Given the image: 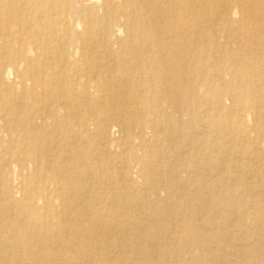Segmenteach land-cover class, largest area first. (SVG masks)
Here are the masks:
<instances>
[{
    "label": "rangeland",
    "instance_id": "374dc122",
    "mask_svg": "<svg viewBox=\"0 0 264 264\" xmlns=\"http://www.w3.org/2000/svg\"><path fill=\"white\" fill-rule=\"evenodd\" d=\"M94 1L0 0V264H264V0Z\"/></svg>",
    "mask_w": 264,
    "mask_h": 264
},
{
    "label": "bare ground",
    "instance_id": "6f19581e",
    "mask_svg": "<svg viewBox=\"0 0 264 264\" xmlns=\"http://www.w3.org/2000/svg\"><path fill=\"white\" fill-rule=\"evenodd\" d=\"M89 1H91L90 3H95V1L94 0H89ZM99 1V0H98ZM101 1V0H100ZM112 2H113V0H111ZM86 2H87V0H86ZM98 6V3H95V4H93V5H91V7H84V9L85 10H87V11H89L90 13H92V12H94L95 11V9H96V7ZM100 7L101 8H103L104 10H105V14H106V17H107V20H108V22H110V21H112V20H115V15H114V9H112V4L108 1V0H105L104 2H102L101 4H100ZM140 9H138V8H136V9H134V8H131V11H132V13L134 12V11H137V12H142L143 11V9L141 8V7H139ZM122 12L123 13H128V12H130V9H129V7H126V8H124L123 10H122ZM126 19H124V24H127L129 21H125ZM117 32L119 33V31L117 30ZM121 32V31H120ZM71 59V58H70ZM61 65V64H60ZM44 69V68H43ZM44 72V71H43ZM183 78V77H182ZM184 79V78H183ZM43 109V108H42ZM118 109H119V107H118ZM121 110V109H120ZM58 129H60V128H58ZM48 146H49V144H48ZM47 146V147H48ZM229 205H230V203H229ZM30 242V241H29ZM32 249V247H29V248H27V251H29V250H31Z\"/></svg>",
    "mask_w": 264,
    "mask_h": 264
}]
</instances>
